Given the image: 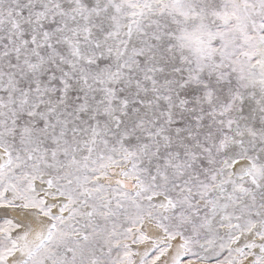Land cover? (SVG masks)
<instances>
[{
	"label": "snow or ice",
	"instance_id": "1",
	"mask_svg": "<svg viewBox=\"0 0 264 264\" xmlns=\"http://www.w3.org/2000/svg\"><path fill=\"white\" fill-rule=\"evenodd\" d=\"M0 264H264V0H0Z\"/></svg>",
	"mask_w": 264,
	"mask_h": 264
}]
</instances>
